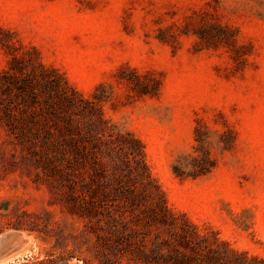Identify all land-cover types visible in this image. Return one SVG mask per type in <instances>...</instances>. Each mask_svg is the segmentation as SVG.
Returning a JSON list of instances; mask_svg holds the SVG:
<instances>
[{"label":"rangeland","instance_id":"rangeland-1","mask_svg":"<svg viewBox=\"0 0 264 264\" xmlns=\"http://www.w3.org/2000/svg\"><path fill=\"white\" fill-rule=\"evenodd\" d=\"M0 264H264V0H0Z\"/></svg>","mask_w":264,"mask_h":264},{"label":"trees","instance_id":"trees-1","mask_svg":"<svg viewBox=\"0 0 264 264\" xmlns=\"http://www.w3.org/2000/svg\"><path fill=\"white\" fill-rule=\"evenodd\" d=\"M131 141L133 142V144H136V141H134V139H131ZM127 149H128V147H127ZM160 212H161V216H162V219L163 218H165L166 217V214L168 213V210H167V208H166V206L164 205V203L162 204L161 203V205H160Z\"/></svg>","mask_w":264,"mask_h":264}]
</instances>
